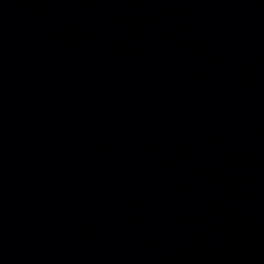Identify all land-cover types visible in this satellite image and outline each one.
<instances>
[{"label": "water", "instance_id": "95a60500", "mask_svg": "<svg viewBox=\"0 0 264 264\" xmlns=\"http://www.w3.org/2000/svg\"><path fill=\"white\" fill-rule=\"evenodd\" d=\"M0 264H264V0H0Z\"/></svg>", "mask_w": 264, "mask_h": 264}]
</instances>
